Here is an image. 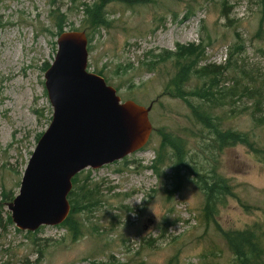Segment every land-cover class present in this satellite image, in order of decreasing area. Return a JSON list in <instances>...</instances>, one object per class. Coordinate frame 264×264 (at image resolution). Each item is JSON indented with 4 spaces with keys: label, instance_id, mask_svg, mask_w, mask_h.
Segmentation results:
<instances>
[{
    "label": "rangeland",
    "instance_id": "rangeland-1",
    "mask_svg": "<svg viewBox=\"0 0 264 264\" xmlns=\"http://www.w3.org/2000/svg\"><path fill=\"white\" fill-rule=\"evenodd\" d=\"M82 3L93 0H0V264H235L222 232L264 224V170L246 147H221L195 122L194 93L206 80L195 76L193 59L170 55L200 45L197 68L223 66L218 90L236 85L237 96L218 111L204 109L223 121L222 132L250 131L264 141V127L250 119L253 102L241 94L253 83L264 91V0L111 1V26L94 32L84 26ZM58 14L66 18L60 34L93 32L88 72L122 102L152 104L153 131L143 149L72 181L71 191H96V202L74 214L78 237L62 225L22 231L9 209L51 123L45 73L58 52ZM166 136L179 148L166 147L158 162ZM213 169L231 194L209 219L195 182L197 174L215 177Z\"/></svg>",
    "mask_w": 264,
    "mask_h": 264
},
{
    "label": "water",
    "instance_id": "water-1",
    "mask_svg": "<svg viewBox=\"0 0 264 264\" xmlns=\"http://www.w3.org/2000/svg\"><path fill=\"white\" fill-rule=\"evenodd\" d=\"M58 52L45 73L53 108L51 123L38 140L25 169L18 196L9 204L18 229L35 232L68 218L72 179L143 149L153 128L148 107L125 102L97 74L87 71L84 31L63 32Z\"/></svg>",
    "mask_w": 264,
    "mask_h": 264
},
{
    "label": "trees",
    "instance_id": "trees-1",
    "mask_svg": "<svg viewBox=\"0 0 264 264\" xmlns=\"http://www.w3.org/2000/svg\"><path fill=\"white\" fill-rule=\"evenodd\" d=\"M111 1L121 2L129 7L150 2V0H93L91 6L82 3L79 6V9L82 8L81 12L84 17L83 23L87 29H91L94 32L102 28L107 29L111 26L112 21L105 11L107 4ZM65 19V16L60 14L55 17L54 24L58 29L57 36L64 28ZM87 29L84 28L83 31H87V37L89 40L91 39L90 36L93 35V32H89ZM198 48H201V46L197 45L196 47L195 45H190L187 49L188 52L179 51L178 54L170 55L171 58L176 59H193L192 64L195 66L193 71L195 76L198 77L199 81L203 79L206 80V84H204L200 90L197 89L194 93L195 98L199 100L197 107L191 106L195 122L198 125H203L205 128L209 129L211 135L221 147H234L238 144L246 147L249 152L254 155L256 162L264 170V141L257 139L250 133V131L222 132L223 121L219 117L211 116V114L204 109L208 105L214 112L221 109L222 105L228 99H233L237 96V86L235 85L227 91H225V89L219 91L216 79L223 75L224 67L205 65L197 68L198 65H196L197 63L195 60L198 58V55H200V51H197ZM231 58L232 52L229 53V59ZM190 77L191 74L189 72V79ZM209 81L211 84H208ZM262 88L263 85L253 83L249 86L243 85L241 91L242 95H246L253 102L250 119L257 129L264 127V91ZM170 138L172 137H165L160 149L161 154L159 153L157 156L158 162H161L163 156L166 155V147H171V149L169 148L170 152L175 146V150L179 148L178 144L175 145V142ZM215 172L216 171L213 169L210 171V174L212 173L215 175ZM72 181L75 183L76 176ZM195 183L204 194L205 205L203 211L207 214L209 219H213V217L219 212L220 205L225 202V196L231 194V192H229V186L224 179L217 177L216 175L215 177H209L207 175L197 174V180ZM80 192L81 194L77 193L75 190L70 192L68 199L70 198L71 202V212L66 221L62 223V226L67 227L74 237H78L81 232L80 224L73 218L78 206L81 205V207H83L86 204L96 202V191L94 189L89 190L82 188ZM262 212L264 216V210ZM222 236L234 256L235 264H264L263 223L256 221L241 230L223 231Z\"/></svg>",
    "mask_w": 264,
    "mask_h": 264
},
{
    "label": "bare ground",
    "instance_id": "bare-ground-1",
    "mask_svg": "<svg viewBox=\"0 0 264 264\" xmlns=\"http://www.w3.org/2000/svg\"><path fill=\"white\" fill-rule=\"evenodd\" d=\"M30 47V46H29ZM102 168V167H101Z\"/></svg>",
    "mask_w": 264,
    "mask_h": 264
}]
</instances>
